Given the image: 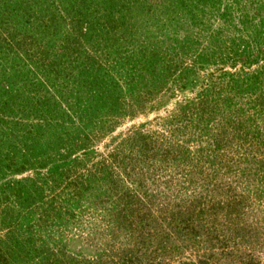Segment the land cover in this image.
I'll return each instance as SVG.
<instances>
[{"label":"trees","instance_id":"trees-1","mask_svg":"<svg viewBox=\"0 0 264 264\" xmlns=\"http://www.w3.org/2000/svg\"><path fill=\"white\" fill-rule=\"evenodd\" d=\"M217 1L219 0H172L175 9L165 11L161 9V0H0V195L1 201L10 198L5 204L10 206L9 209L13 212L6 220L3 218L4 214L0 218V224L5 221L9 226L8 231L0 229L1 243L10 239L20 243V239L24 236V233L17 229L20 219L16 215L15 203L19 202L24 210H37V206L40 205L35 204L41 197L35 195L39 187L36 180L33 181L34 183L27 184L24 179H18L25 182L20 183L13 177L15 173L28 170L33 173L25 177L45 178L44 188L48 189L52 180L58 186L69 185L67 188L73 186L80 189L85 186L82 190L84 194L93 187L92 181L88 182V180H91V174L97 172L96 166L99 167L103 162L105 167L115 170V173L120 167L124 171L121 175L123 178L122 182L117 181L121 185L116 187L112 194L113 203L122 201L121 206L126 207L125 214L130 217L131 222H137L134 221L135 212L140 207L152 210V200L145 201L147 195L151 197L153 193H161L164 190H158L147 177L136 181L138 175L135 168L146 164L145 161L163 151L165 159L172 163L173 159L169 157L174 143L163 137V134L167 135L160 129L153 131L150 135L140 131L130 135L122 144L97 159L96 166L84 169L80 163L83 158L94 156L93 153L96 152L92 150L100 139L114 128L116 118L112 119L111 116L123 113V119L126 122L128 120L124 117L133 114L138 107L139 109L147 108L141 101L134 100L136 91H138L137 96L149 93V97L154 99L151 102L152 106L163 105L166 101L162 99L165 95L161 93H166L167 89H164L161 84L163 79L167 78L169 83L171 82V90H174L172 85L176 88L180 85L179 88L184 89L190 86L191 90L201 93L208 91L207 96L201 101H196L194 107L187 109V113L179 121H192L193 115L202 113L210 116L207 125L213 121L218 126L210 128L216 131L212 143L197 146V152L201 155V166L208 171V175H211L209 165L212 160L219 159V163L223 164L221 168L231 161L227 167V176H221L220 169L215 171L217 175L214 183L217 188L220 183L228 181L229 177L231 181H239L246 176L261 178L263 180L260 182L264 181V93L262 92L254 102H247V108L242 106V102L236 98L242 91L260 89L259 85L261 86L264 82L262 77L264 74V0H229V3L237 5V8H241L240 3H242L240 12L242 42L238 46L230 45V49L215 55L221 43L219 38V40L208 42L201 51L192 53L194 57H187L189 61L179 59L181 51L176 50L163 57L164 52L160 49L163 42L161 35L164 30L170 38L177 34L178 24H167L168 21L171 22L170 19L176 10L182 9L188 14L186 20L181 19L184 23L182 27L188 25L193 27L194 31L198 30L192 34L178 36L179 39L189 41V38L191 36L194 38L195 34L200 39V34L205 31V25L213 26V21L208 15L214 10L215 14H218V11L220 13L215 4ZM183 3L189 6H183ZM113 6L121 9L118 10ZM131 6H135L136 9ZM39 8L45 12L38 13ZM180 13L175 14L178 17ZM223 15L224 13H220L219 18L222 19ZM129 17L134 19L132 25L124 22ZM88 18L89 25L81 27L80 23ZM217 22H219L218 19ZM72 23L73 28L69 31V38L66 41L65 27ZM137 27L140 28V32L136 31ZM50 28L55 34V39H52L53 53L54 49L59 47L68 55L79 54L86 49L84 47L86 39L89 40L87 43L89 47H94V50L102 53L103 49L109 50L120 40L117 35L124 28L126 33L132 31L139 36L143 33L145 44L150 48L145 49L148 55L146 54L143 61L136 57L135 52L126 51L123 55L120 53L122 50L112 57L101 56V60L92 58L93 61L85 72L95 74V70H98L94 83H98L100 92L97 99L92 97L97 106L83 108V102L53 100L54 95L65 96V91L59 86L64 78L62 66L67 73L65 78L70 79L68 75L74 74L72 67L76 63L75 59H72L59 64L43 56L47 50L46 46H50V38L48 39V33L44 31ZM223 31L225 32L224 29ZM126 41L129 42L128 39ZM140 53L144 58L143 50H140ZM33 63L45 69H39L36 73L32 71L31 77L23 78L16 95L21 93L24 96L16 98L11 95L14 88L12 83L2 80L4 68L25 72ZM254 65L262 69L261 74H257L258 68L252 70L251 67ZM160 68L165 69V72L160 71ZM31 69L36 68L31 67ZM46 78H49L47 85L58 88L56 91L46 88H35L34 93L29 91L31 84L27 81L40 83ZM90 82L92 81H88L89 84ZM213 94H220L223 101L217 98L212 99ZM172 95L174 96V93ZM250 104L253 106H249ZM248 119L250 123L253 122V125L247 123ZM245 123L247 125H244ZM166 127L178 134V128H186L188 124L179 127L176 121L169 120L166 122ZM126 147L129 149L126 150ZM133 147L141 148L140 152L134 154ZM212 147L219 153L223 152L221 158L206 153ZM176 153L175 149L174 158ZM182 153L186 156L191 155V146L185 145ZM242 154H248V157L244 156L242 160ZM249 155L257 157L258 163H248ZM192 160L194 167L200 166L196 157ZM241 162L243 172L241 171L237 177L234 166L237 163L240 168ZM166 175L167 172L158 173L154 175V178L166 182L162 181ZM53 187L57 188V186ZM67 188L62 189H66L67 192ZM50 189L53 191L52 186ZM218 190L222 193V189ZM78 192L81 193V190ZM215 192L217 189L200 195L197 184H192L189 193L184 196L190 200L184 201L183 206L189 209L190 213L193 209L204 212L205 209L199 202L206 200ZM166 195L172 197L168 191ZM171 205L178 207L172 202ZM0 209L5 211L3 206H0ZM40 215L45 220L50 218L47 213ZM194 215L195 213H192L188 217L184 209L177 211L175 208L173 213H166L162 209L159 215H154L155 219L152 222L154 225L165 222L169 227L182 231L194 228V221L191 219ZM142 222L147 223L146 220ZM31 239L27 238L25 242L29 243ZM11 254L0 245V261L8 262ZM20 256L23 254L20 253Z\"/></svg>","mask_w":264,"mask_h":264},{"label":"rangeland","instance_id":"rangeland-1","mask_svg":"<svg viewBox=\"0 0 264 264\" xmlns=\"http://www.w3.org/2000/svg\"><path fill=\"white\" fill-rule=\"evenodd\" d=\"M215 4L220 13H224L222 19L219 18V11L218 14H215L214 10L213 13L208 15L213 21V26L205 25V31L200 32L201 38H197L195 34L194 38L192 36V39L189 38V41L183 38L179 39L178 36H185L186 33L192 34L198 30L195 29L194 31V28L188 25L182 27L184 23L181 19L186 20L188 16L184 10L175 11V13L181 12L178 17L172 11L173 17L170 19L171 22L168 21L167 24H178L179 29L176 28L177 34H174L171 38L168 33H165V30L163 31L161 35L163 42L160 45L161 51L164 52L163 57L176 50L181 51L179 59L189 61L187 57H194L192 53L201 51L202 47L206 46L208 42L219 40V38L221 43L215 55L230 49V45H240L243 31L242 20H240L242 3H240L241 8L230 4L229 0H219ZM174 5L172 0H161V9L165 11L175 9ZM185 5L189 6L187 3H183V6ZM113 7L118 10L121 9L118 6ZM131 7L136 9L135 6ZM140 11H142V6H140ZM44 12L45 10L41 11L39 8L38 13ZM217 19L219 22H217ZM205 20L207 21V18ZM88 21H90L89 18L85 19L80 23V26L86 27L89 25ZM133 21L134 19L132 20L129 17L124 22L132 25ZM72 28L73 23L65 27L64 36L66 41ZM135 29L140 32L139 27ZM44 32L48 33L50 46H46L47 50L43 53V56H47L51 61L59 64L72 59H75L73 61L76 63L72 67L74 74L68 75L70 79L65 78L67 73L64 71V66L60 65L63 67L62 74L64 78H62L59 86L61 90L65 91V96L54 95L53 100L83 102V108L97 106L92 97L97 99L100 92L98 83H94L97 79L96 75L99 73L98 70H95V74H86L85 72L88 70L90 62L93 61L92 58L101 60V56L108 55L112 57L116 52L122 50L124 52L121 51L120 53L123 55L126 54V51L135 52L136 57L143 61L146 54L148 55L146 50L150 48L145 44L143 33L140 36L132 31L126 33V28H124L117 35L120 40L109 50L103 49L102 53L99 50H94V47H89L90 45L87 44L89 40L87 39L84 40L86 49L79 52V54L68 55L59 47L54 49L53 53L52 39H55V34L51 28L46 29ZM127 39L129 42L126 41ZM40 40L43 42L42 39ZM195 40L196 42H194ZM180 44H184V46H180ZM140 50H143L144 58H142ZM137 62L139 63V60ZM31 67L36 69L33 70ZM162 68L164 67L162 66ZM251 68L256 70L258 66L254 65ZM39 69L44 70L45 67L43 69L33 63L29 66V70H25V72L13 68H4L2 80L11 82L14 86L11 95L22 98L24 95H21V93L16 95L18 86L22 84V79H28L33 74L32 71L36 73ZM260 70L262 69H259L257 74H261ZM160 71L165 72V69L160 68ZM262 77H264V74ZM47 81H49V78L40 83L27 81L31 84L29 91L34 93L35 88H46L52 91L58 89L47 85ZM88 81H92L90 82L91 85ZM170 84L168 78L163 79L161 85L167 90H165L166 93L161 94L165 95L162 99L166 102L160 106H152L151 102L154 99L149 97V93L148 95L142 93L141 96H137L138 91H136L134 100L141 101L147 108L139 109L138 107L133 114L124 117L128 120L126 122L123 119V113L111 116L112 119L116 118L114 128L101 138L92 150L96 152L93 153L94 156L83 158L80 163L84 169L89 166H96L97 159L122 144L124 139L130 135L139 131L150 135L153 131L160 129L168 136L163 134V137L174 143V148L170 150L169 157L173 159L172 163L165 159L163 151L145 161L146 164L138 165L135 168L138 175L136 181L141 180L142 177H147L149 178L148 181L153 183L158 190H164L161 193H153L151 197L147 195L145 201L152 200V210L140 207L135 212L134 221L137 222H131L130 217L125 214L126 207L121 206L122 201L114 203L112 201V194L115 188L121 185L118 182H122L123 176L121 175L124 171L119 167L118 172L115 173V170L105 167L103 162L99 167L96 166L97 172L90 175L91 180H88V182L92 181L93 187L85 191L84 194L82 190L85 186L80 189L73 186L67 188L69 185L58 186L50 180L51 184L49 186H52V191L50 187L48 189L44 188L46 186L45 178L32 179L25 177L33 173L31 170L15 173L13 177L16 180L24 179L27 184L36 180L35 182L39 184V187L35 195L41 197L36 200L35 204L40 205L37 206V210H24L19 202L15 203L16 215L20 219L17 229L24 233V236L20 239V243L15 239L0 242V245L13 254H11L8 262L0 261V264H264V181L260 182L263 179L246 176L239 181H231L229 177L228 181L220 183L217 188L214 183L217 175L215 171L220 169L221 176H227V167L231 161L221 168L223 164L219 163V159L212 160L209 165L211 175H208V171L201 166V155L197 152V146L212 143L216 131L210 128L218 126L213 121L207 125L210 116L202 113L193 115L191 117L192 121H179L187 113V109L194 107L196 101H201L207 96L208 91L201 93L197 90H191L190 86L184 89L179 88L180 85L177 88L172 85L174 90H171ZM259 87L261 88L253 91H242L238 93L236 98L242 102V106L247 108V102H254L262 92L264 93V82ZM210 92L212 91L210 90ZM212 97V99L217 98L219 101H223L220 94H213ZM249 106L253 105L250 104ZM151 107L156 108L152 109ZM117 115L122 116L117 117ZM169 120L176 121L179 127L185 124H188V127L178 128L179 132L177 134L173 129L170 130L166 127V122ZM247 123H250V119ZM247 123L244 125H247ZM250 124L253 125V122ZM185 145L191 146V155L186 156L182 153ZM128 149L126 147V150ZM140 149L139 147H133L132 152L138 154ZM175 149L177 153L174 158ZM206 153L221 158L223 152L219 153L212 147ZM228 154L230 153L228 152ZM242 155L243 160L244 156L248 154ZM194 157H196V161L200 162V166L194 167L192 160ZM248 160V163H258V158L253 155H249ZM234 168L238 177L239 173L243 172L242 162L240 168L237 163ZM166 172L167 175L162 180L166 182L154 178L155 174ZM18 182L25 183L21 180H18ZM194 182L197 184V189L200 190V195L217 189L214 195H210L206 200L199 202L200 206L205 209L204 212L195 209L191 211L195 213L194 217H191L194 221V228L178 231L179 229L169 227L164 221L162 224L154 225V222H152L155 219L154 215H159L162 209L166 213H173L175 208L177 211L184 209L188 217L192 214L183 204L184 201L190 200L184 196L189 193L191 185L195 184ZM167 183L170 185H167ZM53 186H57V188ZM63 187L67 188V192L66 189H62ZM218 189H222V193H219ZM80 190L82 194L78 192ZM167 191L171 194V198L166 195ZM43 194L44 196H42ZM9 199L8 197L1 201L2 196L0 195V206L5 208V211L0 209V218L4 214V220L8 219L9 215L13 213L9 209L10 206L5 204ZM50 202L53 203L50 204ZM171 202L178 207L172 206ZM46 213L50 215L48 220L42 219L40 215ZM142 220H146L147 223L142 222ZM7 227L9 226L5 221L0 224V229L8 231ZM27 238H32L29 243L25 242ZM20 253L23 256H20Z\"/></svg>","mask_w":264,"mask_h":264}]
</instances>
